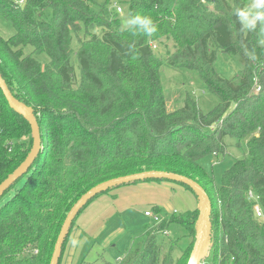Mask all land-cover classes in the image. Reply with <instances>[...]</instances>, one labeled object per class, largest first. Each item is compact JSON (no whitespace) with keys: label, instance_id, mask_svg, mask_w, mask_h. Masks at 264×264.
<instances>
[{"label":"trees","instance_id":"obj_1","mask_svg":"<svg viewBox=\"0 0 264 264\" xmlns=\"http://www.w3.org/2000/svg\"><path fill=\"white\" fill-rule=\"evenodd\" d=\"M16 1L0 0V20L13 31L6 37L0 32V74L34 113L42 150L0 198V264H49L60 227L85 192L145 171L185 176L208 195L211 239L201 263L209 258L208 264H264V38L259 39L260 25L249 31L237 21L234 13L245 0H128L122 19L110 0L97 14L91 0ZM134 15L151 17L157 31L149 37L124 28ZM168 42L173 52L154 53ZM219 53L237 57L241 69L233 78L216 70ZM162 65L196 72L217 105L204 113L187 95L180 108L169 111ZM227 137L242 157L223 171L217 185L200 161L226 157ZM31 145L29 125L0 91V183ZM151 182L174 183L130 185ZM119 187L96 196L76 218ZM255 205L262 219L256 218ZM150 209L164 220L146 224L140 243L117 264H187L197 209L183 214ZM170 225L182 231L185 242L191 240L179 247L177 259L172 243L158 239Z\"/></svg>","mask_w":264,"mask_h":264},{"label":"rangeland","instance_id":"obj_2","mask_svg":"<svg viewBox=\"0 0 264 264\" xmlns=\"http://www.w3.org/2000/svg\"><path fill=\"white\" fill-rule=\"evenodd\" d=\"M105 0H91L90 8L94 14L99 12L100 6L103 5ZM128 0H110L111 8L115 10V7H120L121 12L118 15L121 19L125 15V5ZM252 0H245L244 1V8L249 6ZM0 32L6 37L7 31L9 33H13L12 28L9 26L7 22L0 20ZM8 25V29H3V24ZM124 25V24H123ZM264 38V27H260L259 31V39L262 40ZM166 49L162 51L155 50L156 55L165 56L167 52H173L172 44L166 43ZM72 48L75 50L77 45L75 40H72ZM42 62H46L47 58L45 56L40 57ZM72 61L75 65V74L78 73V68L76 67L75 57H72ZM241 69L240 63L238 62L237 57L228 56L222 53L217 55L216 60V70L221 74L223 78L231 79ZM159 75H160V82L162 87V92L164 95L165 105L169 111L174 109L180 108L187 95H189L198 105L202 112H208L213 107H215L218 103V99L216 96L211 94L205 82L200 78V76L191 70L188 69H172L165 65L160 66L159 68ZM255 92H257L258 87H255ZM225 144L228 147L229 154L226 157H214L208 155L204 157L200 161V165L213 176L215 183L218 185L220 184V179L223 171H225L235 160L240 159L242 157V152L235 146L236 141L229 137L224 139ZM165 183V182H162ZM176 189H181L183 192H178L177 195L170 197V200L165 203V201H160L163 205L161 206L162 213L171 214L172 209H175L178 214L186 213L189 210L188 202L186 199L188 197H192L193 201L195 197L191 192L180 186L178 183H172ZM130 185V184H129ZM122 187V186H120ZM117 189V188H116ZM119 189V188H118ZM161 192L156 191L154 196L160 195ZM186 195L185 197L183 196ZM106 195V194H105ZM104 196V195H101ZM99 196V197H101ZM98 198V197H97ZM96 198V199H97ZM94 201V200H93ZM92 201V202H93ZM91 202V203H92ZM197 202V199H196ZM90 203V204H91ZM198 208V202L197 207ZM85 210V209H84ZM83 210V211H84ZM83 211L79 214L76 218L73 227L69 231L67 242L65 243L63 253L61 256L60 264H117V258H120L126 251L130 248L138 245L140 243L142 235L144 234L145 225L149 222L143 215L137 214L133 211L128 212L127 214L119 215L114 220L110 221L107 224L106 231L104 235L105 237L112 232H116L119 229H122V232L114 236V242L110 247L103 248L100 245V241H83L81 244H86L81 250V257L77 258V255L72 258L74 255L70 249L72 244V240L74 239V234L77 231L76 229L80 226V221L78 220L80 215ZM167 235L161 234L159 235L158 239H166L164 240L166 243L171 242L174 251L173 257L179 258L181 255V251L179 247H187V244L191 241H186L185 239L181 238L183 234L181 230H179L176 226L170 225L168 227ZM101 238V240H102ZM177 239V240H176ZM195 241V234L194 237L192 236V247ZM185 242V243H184ZM71 244V245H70ZM79 245V246H80ZM37 253V251H34ZM80 254V253H79ZM183 262V261H182ZM210 259L207 258L204 262L200 264H208ZM186 263V261L184 262Z\"/></svg>","mask_w":264,"mask_h":264},{"label":"water","instance_id":"obj_3","mask_svg":"<svg viewBox=\"0 0 264 264\" xmlns=\"http://www.w3.org/2000/svg\"><path fill=\"white\" fill-rule=\"evenodd\" d=\"M0 91L8 107L20 116L30 127L32 145L25 159L0 183V198L18 179L24 176L42 150L37 119L32 110L23 105L10 92L0 74ZM147 180H165L181 184L194 194L198 202V217L195 225V241L187 264H200L208 255L211 239V202L203 188L195 181L165 171H145L101 182L85 192L68 211L56 238L49 264H58L62 246L78 213L96 196L115 187Z\"/></svg>","mask_w":264,"mask_h":264},{"label":"crops","instance_id":"obj_4","mask_svg":"<svg viewBox=\"0 0 264 264\" xmlns=\"http://www.w3.org/2000/svg\"><path fill=\"white\" fill-rule=\"evenodd\" d=\"M156 191L161 192L160 195L154 196ZM178 192L183 191L181 189L177 190L172 183L151 182L122 186L119 189L108 192L104 196L98 197L85 208L78 219L80 226L74 234V239L77 243L75 245L70 244V251L74 254L72 258L75 255H77V258L81 257L82 251L80 252V250L86 244L80 245V243L85 240L100 241V245L103 248L110 247L114 242V236L122 232V229L115 233L112 232L103 238L102 236L106 231L107 224L119 215L127 214L130 211L143 215V211L150 207L161 209L163 204L160 201H165L166 203L170 200V197L177 195ZM183 196L185 197L186 195L183 193ZM186 202H188L190 208L187 211L196 209V198L193 201L192 197H188ZM173 211L176 210L172 209Z\"/></svg>","mask_w":264,"mask_h":264},{"label":"clouds","instance_id":"obj_5","mask_svg":"<svg viewBox=\"0 0 264 264\" xmlns=\"http://www.w3.org/2000/svg\"><path fill=\"white\" fill-rule=\"evenodd\" d=\"M234 14L243 29L252 31L258 25L264 27V0H252L249 6L237 9ZM123 27L132 31L133 34L139 33L149 37L157 31L151 17L141 15L130 16ZM76 243L77 241L73 239L72 244Z\"/></svg>","mask_w":264,"mask_h":264},{"label":"built area","instance_id":"obj_6","mask_svg":"<svg viewBox=\"0 0 264 264\" xmlns=\"http://www.w3.org/2000/svg\"><path fill=\"white\" fill-rule=\"evenodd\" d=\"M19 5H22L23 4V0H18L16 1ZM117 13H120L121 12V8L120 7H115ZM156 47L153 46V49H155ZM249 198L252 199L253 198V195L251 193H249ZM173 213H176V211H173ZM254 213H255V216L256 218L258 219H262L263 218V213L260 209V207L258 205H255L254 206ZM143 216L149 220V223L151 225H157V224H160L164 218H165V215L163 214H160V213H155L154 211H152L150 208L146 209L143 211ZM163 234L167 235V232H164ZM118 261H120L121 259L120 258H117Z\"/></svg>","mask_w":264,"mask_h":264}]
</instances>
